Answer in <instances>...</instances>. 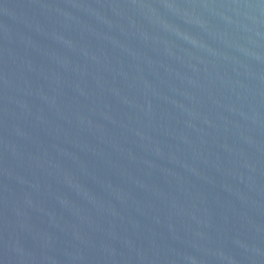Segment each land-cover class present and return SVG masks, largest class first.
Listing matches in <instances>:
<instances>
[{"label":"water","instance_id":"95a60500","mask_svg":"<svg viewBox=\"0 0 264 264\" xmlns=\"http://www.w3.org/2000/svg\"><path fill=\"white\" fill-rule=\"evenodd\" d=\"M0 264H264V0H0Z\"/></svg>","mask_w":264,"mask_h":264}]
</instances>
